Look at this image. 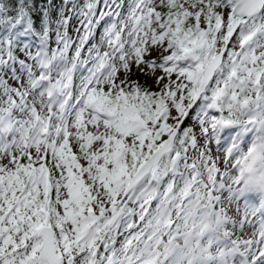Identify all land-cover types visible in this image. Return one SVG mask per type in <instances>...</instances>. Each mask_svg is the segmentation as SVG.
<instances>
[{"label": "snow or ice", "instance_id": "6c2138e0", "mask_svg": "<svg viewBox=\"0 0 264 264\" xmlns=\"http://www.w3.org/2000/svg\"><path fill=\"white\" fill-rule=\"evenodd\" d=\"M0 264H264V0H0Z\"/></svg>", "mask_w": 264, "mask_h": 264}, {"label": "trees", "instance_id": "16d2710c", "mask_svg": "<svg viewBox=\"0 0 264 264\" xmlns=\"http://www.w3.org/2000/svg\"><path fill=\"white\" fill-rule=\"evenodd\" d=\"M36 2L39 4V3H41V2H43V0H36ZM57 2H58V0H57ZM37 26H39V21H38V18H37Z\"/></svg>", "mask_w": 264, "mask_h": 264}, {"label": "rangeland", "instance_id": "374dc122", "mask_svg": "<svg viewBox=\"0 0 264 264\" xmlns=\"http://www.w3.org/2000/svg\"><path fill=\"white\" fill-rule=\"evenodd\" d=\"M71 31V30H70Z\"/></svg>", "mask_w": 264, "mask_h": 264}]
</instances>
